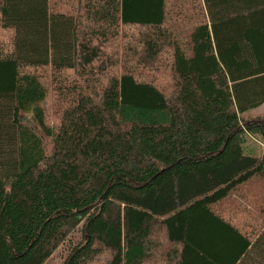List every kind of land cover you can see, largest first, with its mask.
Here are the masks:
<instances>
[{
	"label": "trees",
	"instance_id": "obj_1",
	"mask_svg": "<svg viewBox=\"0 0 264 264\" xmlns=\"http://www.w3.org/2000/svg\"><path fill=\"white\" fill-rule=\"evenodd\" d=\"M263 105L264 0H0V264H264Z\"/></svg>",
	"mask_w": 264,
	"mask_h": 264
},
{
	"label": "rangeland",
	"instance_id": "obj_2",
	"mask_svg": "<svg viewBox=\"0 0 264 264\" xmlns=\"http://www.w3.org/2000/svg\"><path fill=\"white\" fill-rule=\"evenodd\" d=\"M249 115L252 117H256V116L260 117L264 115V105L261 106L259 109L250 112ZM258 144H259V147H258L259 153L255 152V153L248 154L245 152V154L250 155V156H256L260 154V152L262 153V151L264 150V142H259ZM65 256H66L65 250L62 247H60L55 251V253L49 259L45 261L44 264H61Z\"/></svg>",
	"mask_w": 264,
	"mask_h": 264
},
{
	"label": "crops",
	"instance_id": "obj_3",
	"mask_svg": "<svg viewBox=\"0 0 264 264\" xmlns=\"http://www.w3.org/2000/svg\"><path fill=\"white\" fill-rule=\"evenodd\" d=\"M252 139H253V141H254L255 138H252ZM255 142H257V141L255 140ZM248 147H249V149L251 150V147H253V145L248 146Z\"/></svg>",
	"mask_w": 264,
	"mask_h": 264
}]
</instances>
